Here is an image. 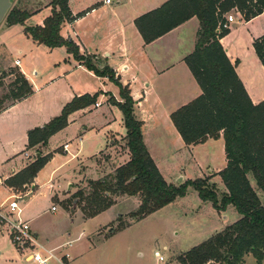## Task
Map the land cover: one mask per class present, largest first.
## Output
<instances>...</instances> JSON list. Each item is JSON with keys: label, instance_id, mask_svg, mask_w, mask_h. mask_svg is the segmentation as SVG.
Returning <instances> with one entry per match:
<instances>
[{"label": "trees", "instance_id": "obj_1", "mask_svg": "<svg viewBox=\"0 0 264 264\" xmlns=\"http://www.w3.org/2000/svg\"><path fill=\"white\" fill-rule=\"evenodd\" d=\"M69 0H50V14L42 25L25 26L29 13L12 7L5 18L7 26L20 25L34 43L48 49L64 47L76 61L85 60V68L97 77L107 78L119 88L121 102H113L122 115L129 160L112 174L89 180L67 200L64 209L75 206L86 219L93 218L115 205L117 198L138 197L140 204L129 214L138 222L186 195L192 187L202 202L211 203L216 211L231 205L240 218L223 231L181 254L179 264H242L251 256L256 264L264 262V100L254 105L227 58L220 39L229 33L223 29L225 16L237 12L244 21L264 13V0H168L159 8L135 19L134 25L144 44H150L195 17L199 23L194 50L184 58L201 94L170 114V120L186 146L207 140L223 139L226 166L217 175L227 193L218 200L204 179L187 180L179 186L167 184L150 157L141 135V122L133 117V100L127 88L114 78L111 68H99L94 56H84L70 39L60 35L61 27L72 23ZM253 49L264 68V36L253 42ZM11 102L32 94L31 85L16 68H10ZM97 95L75 96L59 116L42 127L27 132V150L44 147L63 130L72 113L95 104ZM34 150L32 162L4 181L13 191L29 186L50 160ZM251 181L254 186H252ZM129 224L122 226L123 228Z\"/></svg>", "mask_w": 264, "mask_h": 264}, {"label": "crops", "instance_id": "obj_2", "mask_svg": "<svg viewBox=\"0 0 264 264\" xmlns=\"http://www.w3.org/2000/svg\"><path fill=\"white\" fill-rule=\"evenodd\" d=\"M72 1L73 0H69L68 3L72 15H82L77 17L72 23L64 24L61 27L60 35L65 39L73 41L78 46L81 55H90L98 58L97 63L99 64V68H104L105 66L111 68V70L116 73V78H118L122 87L127 88L129 95L133 100V117L142 124L141 135L144 145L165 182L172 185L175 183L174 179H171L170 176L164 175L161 171V166H163L162 164H164L165 161L162 160L160 154L168 149V147L172 148L170 144L171 138L175 140L176 143H180V146L182 147L181 149L185 148V150H188L190 153L200 149L199 147H205L206 145L220 142L224 154L222 138L217 140H207L205 143L195 146H186L170 120V114L172 112L188 104L201 94L199 86L184 63V58L194 50L196 34L199 29L198 20L193 17L164 36L146 45L135 28L134 21L136 18L159 8L168 0H117L119 7L123 6V17L115 10L111 11L113 16L118 19L115 21L116 25L114 23V27L116 26L117 28L120 42L115 44L112 49L104 48L102 49L103 51H101V49L95 45L94 40H91L92 36L96 37L97 32L89 31V40H87L89 43H87L86 38L82 39L78 34L76 35L73 26L96 10L97 5L100 4V7L104 8L103 6L110 5L111 1L109 3H105V0H100V3L95 0H78V2L75 1V3H72ZM75 7L77 10L81 8V12L76 13ZM233 13V22L230 23L229 33L221 38L219 42L229 61L233 65L235 64V73L242 83L251 102L256 105L264 100V68L255 54L253 42L264 36V13L249 21H244L239 13ZM85 42L87 44H85ZM36 45L40 46L38 44ZM99 60H102L103 63L100 64L101 62ZM15 62H18V65H16ZM139 64L146 67L138 68ZM13 66L23 74L30 84L31 80L24 69L20 67L21 63L19 59H16L13 62ZM77 67L88 75H94L93 72L85 69L80 63H77ZM100 80H104L105 82L107 79L101 78ZM102 88L103 90L100 91L101 93H110L118 102H121L118 87H116V89H110L106 85L104 87L102 85ZM33 93L34 91L32 90L31 95L20 100L12 101L0 110V119H8L9 126L14 129L16 133L22 124L19 119L21 118V114L16 113V111H20L21 108L26 106V104L28 105L29 99L32 97ZM81 95H85V93H77L75 96ZM75 96L72 94L67 103H69ZM97 101V106L91 108L92 110L87 108L69 115L67 126L48 140L47 145L43 147L45 149L49 148L48 152L44 154H51V158L48 162H52L58 153L64 157H62L61 160H58L59 163L57 160H54L53 162L55 164H53V168H51L47 174L40 176V171L37 173L33 182L30 184L31 194L24 199L26 200L33 195L35 190L44 188L49 193L51 203L57 205L70 216H73L76 212L80 213L83 221H88L90 223L93 222L96 226L92 231H88L87 234L83 231V233H80L74 239L70 240L66 238L57 242H51L48 240H45L44 242L39 241L36 229L31 227L30 229L37 239V242L44 249L50 250L57 248L58 252L68 255V259L65 260L64 264H150L149 262L144 261L140 253L136 258L127 257L129 250L133 247V243L132 241L124 243L123 239L126 238V233L135 227L134 224L137 222H132L124 228H116V230L114 229L113 232H110V230L113 229L108 228L109 222L102 220L103 215L110 209L114 208L117 203L106 211L89 219L84 218L82 213L75 206H70L69 208L64 209L61 205V202L67 200L78 189L85 187L87 184L86 181L93 180L91 178H86V181L83 180L85 182H81L85 173L79 170L80 168H83L79 166L80 163L85 161L86 163L83 165L88 167L85 171L90 174H96L92 169L93 161L88 159L101 151L108 152L113 148H116L117 143L115 142V139H120L122 142L120 143V146L123 145L126 129L123 125L121 112L116 107H111L106 103L105 95H100ZM102 104H106L108 108V112L103 114L105 124L100 128L94 126L85 127L83 125L85 117L94 110L101 108ZM25 117H27V114H25ZM48 122L33 121L31 118L29 123H23L19 142L16 143V141H13L9 151L3 155L4 157L1 162V168L5 167L7 170L4 171V169L0 168V189L6 190L9 196L3 201L0 200V205L6 204L8 198L14 193L12 189L4 185V181L21 171L29 164L28 159L31 150L26 149L27 132L34 128L42 127ZM71 129H74L73 134H71ZM74 134L75 136L73 140L69 141ZM176 134L178 138L175 136ZM88 136L90 143L94 146L93 149L96 147L91 155H88L84 149L81 148L83 139ZM73 141L76 146L74 149H71L72 143L70 142ZM64 146H67V148L64 149ZM59 148L60 150L58 151ZM120 150L121 155H119V165L117 167L125 164L129 160L127 149L124 154L122 148H120ZM196 163H198V161ZM94 166L98 167L95 163ZM225 166L226 160L224 154V166L222 169H224ZM221 170L213 171L211 169L209 171L215 174L214 179H217L218 181L220 177L217 174ZM77 181L79 182L77 183ZM222 187L224 189L222 192L227 193L223 184ZM126 198H132L133 201H135L136 205L133 210H137L139 207L138 199L136 197ZM24 200H21V202ZM175 202L163 207L139 222L146 221L148 218H151L159 211L173 205ZM202 203L211 205V203L208 202ZM18 208L20 210L19 218L28 222L30 225V222L34 218L26 215L24 207L21 208L18 205ZM56 211L57 209L55 208L53 212ZM210 211L225 222L219 225V231L215 229L217 227H214V231H212V233H214L212 235L223 231L226 227L240 218L231 205L227 206L225 211L220 213L213 208H210ZM230 211L232 215L231 221L227 222V216L224 214ZM233 211H235L236 214H232ZM140 228L141 227L137 229ZM0 231H4L8 237V234L1 226ZM67 236L69 237L70 234ZM85 238H87L85 242L78 244L79 241ZM89 238H95V242L91 241ZM180 255L181 254L173 256L174 258L166 264H179L177 256ZM163 262L164 260L160 262L157 259L155 264H161ZM253 263H255V260ZM50 264L58 263L51 262Z\"/></svg>", "mask_w": 264, "mask_h": 264}, {"label": "rangeland", "instance_id": "obj_3", "mask_svg": "<svg viewBox=\"0 0 264 264\" xmlns=\"http://www.w3.org/2000/svg\"><path fill=\"white\" fill-rule=\"evenodd\" d=\"M75 1L78 2V0H73L72 3H75ZM95 1L100 3V0ZM110 1L111 4L104 5V8H101L100 4L97 5L96 10L73 26L76 35L78 34L82 39L86 38V41L89 40V31L97 32L96 37L92 36L91 40H94L95 45L101 51L104 48L112 49L115 44L120 42L117 28L116 26L114 27V23L116 25L115 21L118 19L113 16L111 10H115L123 17V6L119 7L117 0ZM49 3L50 0H13L11 8L15 7L29 13L31 16L24 24L25 26H35L41 25L45 17L49 15L51 10ZM75 11L76 13H80L81 8L77 10L75 7ZM233 12L229 14L233 15ZM87 43L85 42V44ZM68 55L64 47L48 50L44 46H37L30 38L24 35L23 27L18 24L7 26L5 19L0 23V110L11 102V82L14 76L7 77V74L10 68H16L13 66V62L16 59L20 60V67L24 69L31 80L30 84L34 91L28 105L26 104L20 111H16V113L21 114V118L19 119L20 123H22L17 133L9 126L8 119H0V168L3 155L9 151L11 143L13 141L19 142L23 123H29L31 118L33 121L48 122L54 117L59 116L63 106L70 100L72 94L74 96L77 93H85L90 96L97 95V99L100 95H105L106 103L111 107H115L112 104L118 101L110 93H101L100 91L103 90L102 85L103 87L106 85L110 89H116L117 86L115 87L107 78L108 81L104 82V80H100L101 78L95 75L86 74V72L77 67V63H80L85 68V60L78 62L71 55ZM99 61L101 62L100 64L103 63L102 60ZM92 64H96L99 67L97 62H92ZM144 67L146 66L138 65V68ZM114 78L118 80L116 73H114ZM97 99L95 104H98ZM95 104L87 108L92 110L91 108H94ZM107 112V105L102 104L101 108L94 110L85 117L83 125L85 127H102L105 124L103 114ZM25 114H27V117H25ZM73 133L74 129H71V134ZM74 136L75 134L69 141L73 140ZM115 142L117 143L116 148L108 152L101 151L88 159L93 161L92 169L96 174H90L85 171V169H88L86 165H83L86 163L85 161L80 163L79 166L83 168L79 170L85 173V179L83 178L81 182H85L86 178L97 180L113 173L114 169L119 165L120 148H122L123 154L126 151L125 141H123V145L121 146L120 143L122 142L120 139H115ZM70 143H72L71 149H74L76 146L75 142ZM170 144L172 148L168 147V149L160 154L162 160L165 161L162 164L163 166H161V171L164 175L170 176L171 179L175 180L174 186H179L187 180L204 179L208 187L216 193L218 200H220L224 195L222 192L224 190L222 182L220 179L218 181L214 179L215 174L209 170L218 171L224 166V154L221 143H212V145L199 147L200 149H197L193 153L185 150V148L181 149L180 143H176L172 138ZM93 147L89 136L85 137L81 143V148L88 155H91L96 148L93 149ZM36 149H39L42 155L46 154L49 150V148L45 149L41 146L31 149L28 159L29 163L32 162L34 150ZM62 157L64 156L58 153L54 160H61ZM53 161L47 162L44 165L40 170V176L47 174L53 168V164H55ZM197 161L198 163H196ZM94 163L98 167H95ZM1 169L7 170L5 167ZM179 177H182V179L180 182H177ZM251 184L254 186L252 181ZM30 191L29 185L24 187V189L14 191L13 194L20 195L22 200H24L31 194ZM258 195L264 206V197L260 193ZM7 196H9L8 192L0 189V200H5ZM119 198H117V204L114 208L110 209L102 217L103 221L109 222L108 228L113 229V231L116 228L120 229L122 226L132 223L129 214L136 211V209L133 210L136 204L132 198L128 197L129 199H127L126 196ZM136 198L139 201V198ZM19 206L25 208V213L28 217L34 218L30 222L29 227L36 229L39 241L44 242L48 240L57 242L66 238L71 240L76 238L80 233H83V231L87 234L88 231H92L96 226L93 222L83 221L80 213L76 212L73 216H70L57 205L51 203L49 193L44 188L35 190L34 194L19 203ZM53 206L57 209L56 212L51 211V207ZM210 208H212V205L202 203L197 192L188 186L186 188V195L183 198L177 199L173 205L159 211L146 221L134 222L135 227L128 231L126 238L123 239L124 243L127 241H132L133 243V249L129 250L127 257L136 258L140 253L144 261L155 264L158 259L155 256V252H158L159 256L164 260L161 264H166L174 258L173 256L189 251L211 237L214 233H212L214 227H217L215 229L218 230L219 225L225 223L223 222L224 220L219 219L216 214H213ZM217 212L220 213V211ZM232 214H236L235 211ZM224 215L227 216V222L231 221V211ZM0 226L8 234L7 237L4 231H0V264H33L30 262V257L28 256L30 249H26L25 247L18 248L13 245L8 228L3 225ZM139 227L141 228L137 229ZM68 234H70L69 237L67 236ZM86 240L87 238L82 239L78 244ZM94 240L95 238L91 239V241ZM253 262L254 259L251 256H245L242 264H256V262Z\"/></svg>", "mask_w": 264, "mask_h": 264}, {"label": "built area", "instance_id": "obj_4", "mask_svg": "<svg viewBox=\"0 0 264 264\" xmlns=\"http://www.w3.org/2000/svg\"><path fill=\"white\" fill-rule=\"evenodd\" d=\"M110 0H105V3H109ZM226 22L222 25L223 29L230 28V23L233 22V17L230 14L225 16ZM18 65V62H15ZM97 106V104H95ZM64 149L67 146L63 147ZM22 197L20 195L13 194L7 200L6 204L0 205V225L6 226L11 238V243L18 248L30 249L28 256L30 262L33 264H50L51 262H57L58 264H64L68 259V255L58 252V249H44L38 242L33 233H31L28 222H25L19 218L20 210L18 208ZM52 211L55 210L53 206ZM155 256L161 262L163 258L159 256L158 252H155Z\"/></svg>", "mask_w": 264, "mask_h": 264}, {"label": "water", "instance_id": "obj_5", "mask_svg": "<svg viewBox=\"0 0 264 264\" xmlns=\"http://www.w3.org/2000/svg\"><path fill=\"white\" fill-rule=\"evenodd\" d=\"M13 0H0V23L6 18V15L11 9ZM182 177H179L177 182H180ZM113 232V230H110Z\"/></svg>", "mask_w": 264, "mask_h": 264}]
</instances>
